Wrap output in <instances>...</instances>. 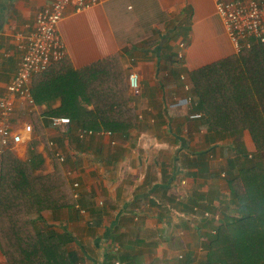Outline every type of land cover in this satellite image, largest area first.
Returning a JSON list of instances; mask_svg holds the SVG:
<instances>
[{"label":"crops","instance_id":"1","mask_svg":"<svg viewBox=\"0 0 264 264\" xmlns=\"http://www.w3.org/2000/svg\"><path fill=\"white\" fill-rule=\"evenodd\" d=\"M53 1L0 0V97L36 14ZM58 32L72 70L117 55L126 78L138 75L139 89L127 92L137 120L124 135L100 131L79 139L80 123L59 130L49 124L61 107L51 82H31L37 103H15L12 133L22 139L10 152L22 162L41 159L36 176L52 173L59 154L71 193L78 184L73 208L45 212L39 225L65 231L78 264L205 261V234L219 224L230 199L228 175L237 172L227 164L234 136L208 132L202 116L190 119L202 113L194 111L188 73L237 54L212 0H98L82 13L67 8ZM0 264H7L1 253Z\"/></svg>","mask_w":264,"mask_h":264},{"label":"trees","instance_id":"2","mask_svg":"<svg viewBox=\"0 0 264 264\" xmlns=\"http://www.w3.org/2000/svg\"><path fill=\"white\" fill-rule=\"evenodd\" d=\"M66 63L64 57L32 79L55 87L61 107L52 115L68 117L84 131L124 135L134 127L137 119L128 107L127 78L117 55L79 71ZM188 77L194 111L202 113L208 132L234 136V157L227 164L237 171L228 175L230 199L220 209L219 224L205 234L206 260L199 264H264V44L191 71ZM30 91L37 103L32 84ZM32 123L39 133L40 122ZM246 132L254 151L243 142ZM53 160L52 173L36 176L41 159L22 162L10 150L1 155L0 253L7 264H78V255L67 249L71 237L40 226L43 213L71 209L75 203L58 157ZM181 264H193V259Z\"/></svg>","mask_w":264,"mask_h":264},{"label":"built area","instance_id":"3","mask_svg":"<svg viewBox=\"0 0 264 264\" xmlns=\"http://www.w3.org/2000/svg\"><path fill=\"white\" fill-rule=\"evenodd\" d=\"M212 2L215 15L237 53L243 49H249L255 44H264V0H212ZM97 3L98 0H55L36 14L34 29L23 46L17 72L0 97V160L5 151L11 150L14 144L19 143L22 139L20 135L12 133L15 103L19 101L32 105L30 86L33 77L46 71L52 64L65 57L64 45L58 32L65 11L67 8H71L74 13H82L96 6ZM185 48L184 43L179 44L177 54L179 59L183 57ZM127 84L130 91H137L140 86L138 75L130 73L127 77ZM200 117V114H194L190 116V119ZM50 125L52 129L59 130L68 127L70 119L66 117L51 118ZM32 130L31 125H25L24 132L27 135ZM94 133L91 130H80L77 136L79 139H84ZM56 157L59 161H63L59 154H56ZM77 188L78 184L74 183L72 185L74 198L78 197L75 192Z\"/></svg>","mask_w":264,"mask_h":264},{"label":"rangeland","instance_id":"4","mask_svg":"<svg viewBox=\"0 0 264 264\" xmlns=\"http://www.w3.org/2000/svg\"><path fill=\"white\" fill-rule=\"evenodd\" d=\"M180 81V80H179ZM193 89V88H192ZM189 93V92H188ZM191 95H193L194 96V93L193 92H191ZM31 126H32V124H31ZM33 128V127H32ZM246 135H245V143L247 144V148L250 150V151H254V146H253V144H252V141H251V139H250V135L246 132L245 133ZM58 163H60V161H58ZM41 175V174H40ZM229 189V188H228ZM229 191V190H228ZM43 226L45 227V226H47L46 224H43ZM43 226H41V228L43 229ZM47 228H49L50 229V227H46V229ZM205 260H206V256H205Z\"/></svg>","mask_w":264,"mask_h":264}]
</instances>
